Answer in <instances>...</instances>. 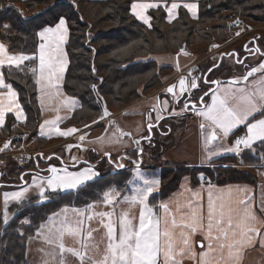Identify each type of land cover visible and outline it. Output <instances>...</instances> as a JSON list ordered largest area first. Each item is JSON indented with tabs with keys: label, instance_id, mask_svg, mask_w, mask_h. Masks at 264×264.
<instances>
[{
	"label": "trees",
	"instance_id": "1",
	"mask_svg": "<svg viewBox=\"0 0 264 264\" xmlns=\"http://www.w3.org/2000/svg\"><path fill=\"white\" fill-rule=\"evenodd\" d=\"M130 2L131 0H0V40L5 42L10 53L23 52L32 57L19 67H2L4 78L17 94L23 120L18 121L12 113H7L4 125L0 126V143L20 127L36 136L37 143L47 141L45 137L38 135L41 109L32 68L36 62L34 54L39 41L38 31L54 25L61 17L65 19L67 28L64 43L67 64L61 86L66 94L78 100V105L61 125L81 128H85L88 121H93L101 110L100 101L91 85L96 86L108 108L115 103L122 106L140 95V90L145 91L159 84L161 71L172 69L171 64L158 65L148 55L175 53L181 45L188 46L191 43L204 48L200 44L225 41L233 34L234 28L228 22L234 16L264 22V0H197L198 13L195 18L190 17L183 7H179L177 16L171 21L165 20V12L159 6L149 10L150 26L131 14ZM5 25H8L7 29ZM242 69L241 65L235 62L233 64L231 59L222 58L218 67L213 69L218 72L207 75L225 79L231 74H243ZM182 120L180 125L183 124ZM243 127L234 129L228 137L231 139L233 135L241 136ZM170 138L169 135L163 139L164 145H167L166 141ZM152 149L155 148L150 150ZM155 152H158L157 149ZM259 152L264 155V142L256 141L251 149L243 148L237 154H222L212 161L256 163L260 160ZM158 157L159 153L155 160ZM104 161L94 166L100 174L99 179L81 188L48 192V198L42 202H38L39 197L33 196L13 204L10 207L13 212L10 221L3 223L0 218V264H28L25 258L26 237L33 234L39 221L62 204H86L100 200L109 187H126V168L113 169ZM164 164L170 166L171 177L165 185L155 190L150 202V207L155 206L158 211L159 201L177 188L183 175L189 176L191 184L203 182L204 176L216 184L257 182L256 175L248 168L212 169L205 164L187 162ZM18 168L20 170L19 165ZM24 218L28 219L27 222L23 221Z\"/></svg>",
	"mask_w": 264,
	"mask_h": 264
},
{
	"label": "snow or ice",
	"instance_id": "2",
	"mask_svg": "<svg viewBox=\"0 0 264 264\" xmlns=\"http://www.w3.org/2000/svg\"><path fill=\"white\" fill-rule=\"evenodd\" d=\"M183 8L195 15L198 9L197 3H184ZM159 7L154 3H133L132 12L145 24H149L150 17L143 14V10L148 8ZM168 12L169 21L174 18L175 10L181 7L180 4L173 2L170 6L164 4ZM150 26V25H149ZM6 29L8 25L4 26ZM67 32L66 21L61 17L55 27H46L37 33L44 43L39 46V79L37 84L43 89L57 88V81L61 79L64 71L66 60H60L59 57H53L48 51L52 43L59 47V43L63 42ZM237 35H240L238 32ZM213 47H218L213 45ZM247 47V45L245 46ZM181 51H184L181 49ZM227 55H232L229 53ZM32 57L24 54H9L3 43H0V66L7 64L9 67H19L25 61L31 60ZM242 63L241 61H237ZM218 67V65H214ZM264 69V63L260 65ZM35 72V69L32 70ZM212 71V69H209ZM257 72L256 68H252L247 75L243 76V80H248L249 76ZM190 80L191 88L198 87L196 80ZM239 79L229 81L227 86H219V82L211 81L218 84L216 91L212 92V103L205 105L203 109L197 112V115L203 118L200 124L202 132L207 129L206 135L203 137L205 158L210 159L216 155V149L222 151H231L239 153L241 146L244 149L254 147L256 141L264 142V75L259 81L254 82V87L232 88L231 85L239 84ZM180 95L186 91V79L181 77L179 80ZM174 85L167 88V93H174ZM0 88H6L7 93L0 92V96L7 95L14 98L17 94L12 89L11 84L5 83L3 73L0 72ZM95 88V85H93ZM205 96L209 93H205ZM72 104L75 103L73 98H67ZM201 102L204 97H200ZM191 101L184 104V109H188ZM10 107H4L0 104V125L5 123V113L11 112L12 108L17 109V119L20 118L22 110L15 100H10ZM66 106H68L66 104ZM168 101H163V106L159 109L153 107V111L162 112L168 108ZM193 110L195 105L192 106ZM106 111V110H105ZM173 114L175 113L173 109ZM260 118L257 119L256 116ZM164 117L156 116L159 121ZM62 118L57 116L54 120H46L41 125V133L46 134L44 129L47 127L48 132L55 131L60 136H68L78 131L75 128H69L62 131L55 127ZM239 126L246 128V133L239 136L234 141V146L223 148L221 144H217L221 135L228 137L233 129ZM87 127V126H86ZM153 124H147V130L151 132ZM83 141L84 137L81 136ZM135 143L139 145V140ZM9 145L5 144V148ZM211 146V147H209ZM143 149H140L142 154ZM111 156L109 153H105ZM75 159V158H74ZM132 172L138 181L130 193H125V189H119L116 186L109 187L102 194L101 201L105 205H112V211H104L98 213L101 217V224L106 229V235L101 238L100 242L93 243V231H89L87 235L83 234V217L87 215L89 220L92 215L88 214V210L94 207L93 204L86 206V209H75V219H70L67 215L59 220L58 226L53 225L48 229L45 237L46 243L54 246L53 251L48 255L54 264H67L66 255L76 257L79 264H182V258L190 255L191 258L199 256V264H239L242 255V249L255 244L256 237H260L259 243L264 246V219L256 215L248 204V197L245 195L243 199H232V193L237 195L246 193V188L237 187L236 189H228L227 196L224 191L216 192L209 185V195L207 203V223L204 224V208L200 200L196 197L199 195L196 191H192L187 202L183 205L177 204L175 211L169 203H162L158 207L164 209V216L158 214L155 206L150 207V202L155 190L160 184L159 178L154 174H146L139 163L133 162ZM117 168H125L122 163L116 164ZM51 175L45 178V181L36 184L38 194L41 199H47L51 190L56 192L65 189H78L90 182L99 179L100 174L93 167H85L78 171H67L66 169L57 170L51 168ZM35 180V178H34ZM132 183V181H128ZM29 187L21 188L14 192H5V206L7 207L9 199L15 202L23 201L27 198ZM121 205H127V208H121L117 214L116 208ZM139 209L138 218L134 213V209ZM176 214H180V222L176 219ZM49 221H54L57 216H50ZM5 221H7V213H5ZM46 227L41 225V229ZM179 231V241L177 240V230ZM206 229V231H205ZM197 231H205V239L207 240V250L199 254L192 251L189 244V238ZM216 233L215 235L213 233ZM81 236L79 241L80 247H66L64 243L65 236L75 238ZM239 237L236 239V237ZM217 242L218 247H214L213 242ZM103 244V251L100 245ZM204 248L203 242L199 245ZM58 249V251H57ZM227 250V254H225ZM58 257V259H57ZM211 258V259H210ZM43 264H50L46 259Z\"/></svg>",
	"mask_w": 264,
	"mask_h": 264
},
{
	"label": "rangeland",
	"instance_id": "3",
	"mask_svg": "<svg viewBox=\"0 0 264 264\" xmlns=\"http://www.w3.org/2000/svg\"><path fill=\"white\" fill-rule=\"evenodd\" d=\"M237 17V16H234ZM239 17V16H238ZM233 18V17H232ZM243 23L248 24V28H235L230 25V21L228 22V25L232 28L233 34L226 39L225 41L221 42H213L209 45L200 44L204 48H198L195 45H188L186 46V49L184 51H181L180 47L176 50L175 53L171 52H163V53H152L148 55L149 58L154 59V61L158 64H172V69H167L164 71H161V78L160 83L156 84L145 91L140 90L141 94L137 97L131 99L128 103L117 106V104H113L111 108H108L105 104V101L99 92L95 88H93V85H91L92 89L94 90L95 96L99 99L100 104V113L96 118L92 121H88L85 128L78 127L80 129L78 136L79 137H73L77 138V140L74 143L76 144V148L68 146L73 142V138L68 141H63V143L58 142L53 137H56L58 134L55 133L53 130L52 132H48L47 127L44 129V132L46 133L47 141L37 143L29 142L26 145H24V148H32V147H41L44 148L42 150V153H46L49 151H57L61 154V157L65 164L62 162H59L57 160H51L50 169L56 168L57 170L66 169L67 171H78L85 167H93L94 170L98 172V170L93 166L89 165L85 162H80L76 166H68L66 164H72L76 162L78 159H85L89 162H93L94 158H99L102 154L108 152L111 156V160L119 155L121 152H128L131 150L132 147V139L137 137L138 134L142 133L145 129V112L147 111L146 108L153 106V94L159 89L167 88L169 83L174 82L175 78L177 77V73L183 69H187L186 71H194L195 69H198L199 67L201 70L199 71L200 74L202 71H204L210 64L216 60L219 52L221 50H226L229 48H232L234 45L239 44L249 36H252L255 32H262L264 33V22L263 21H248L241 17ZM244 24V26H245ZM245 29H248L245 31ZM42 29H40V32ZM240 33V35H237V33ZM39 36L38 41V49L34 56L36 57L35 65L33 66L32 70L35 69L34 76L35 80L39 79V46L41 43H44ZM62 43V42H61ZM59 43V47L55 43H52L51 48L48 49L53 50L56 52L55 54H51L52 56L62 57L60 60H66V51L64 48V44ZM213 45H217L218 47H213ZM206 46V47H205ZM250 62H253L251 66H249L243 74H231L229 77L225 79L218 78L216 79L217 82H219V86H227L229 85V81L239 79V84L231 85L232 88H239V87H254V82L259 81L261 79V76L264 75V69L260 68V65L264 63V56L255 55L251 58H249ZM191 62V63H190ZM189 63V64H188ZM194 65L190 68H188L191 64ZM188 64V65H186ZM182 65V69L177 70L174 69V67H179ZM66 66V64H65ZM64 66V67H65ZM197 67V68H196ZM252 68H256L257 72L253 73L252 76L248 77V80H243L242 77L247 75L248 72L251 71ZM176 72V73H175ZM198 72V73H199ZM63 74V73H62ZM176 76V77H175ZM100 78V77H99ZM181 76L179 77L180 80ZM101 79V78H100ZM60 79L56 82L58 87L57 88H49V89H43L41 85L37 84L38 89V101L39 106L41 108V124L46 120H54L57 116L63 117L64 114L68 113L70 109H72L75 105L77 106V98L75 97H69L73 98L75 100V103L72 104L70 100H67L65 94L62 92L59 82ZM218 88V84L212 89V91H216ZM160 92V91H159ZM212 103V92H209V95L204 99V106L201 109L205 107V105ZM66 104L68 106H66ZM74 107V108H75ZM174 108H171V111H173ZM106 110V111H105ZM146 110V111H145ZM175 110V109H174ZM199 110V111H200ZM72 112V111H71ZM196 111L192 116L185 118L180 117H170L167 119V121L174 126V130L171 133V138L166 141L167 145L162 150H160V160H152L149 159L147 153L142 154L144 158V164L140 165L142 169L145 171L146 174H154L155 177L159 178L160 184L158 185L157 189H159L162 185H165L167 181L171 177V170L170 166L167 164H164V162H174V163H180L183 161H189L190 164H194L196 161L201 160L203 161L205 158V151H204V142L203 137L207 133V129H205L203 132L200 128V124L203 122V118L197 115ZM257 119L260 118L259 115L256 116ZM183 119V120H182ZM182 120L183 124L180 125L181 122H178ZM98 123V124H97ZM40 124V125H41ZM97 124V125H96ZM55 127H58L57 125ZM59 128V127H58ZM24 129L27 133L29 132L28 129L24 127H20L19 130ZM41 129V128H40ZM63 130V127L60 128ZM234 130V129H233ZM232 130V131H233ZM18 131V130H17ZM246 133V128L243 127V131L241 132V136ZM230 134V133H229ZM12 134L8 135L6 139H4L0 143V170H4L8 173H15L19 170L18 165L21 163L23 165H27V162H23L20 159L19 153H2V152H8L12 146L10 143V136ZM83 136L84 140L81 141L80 137ZM68 142V143H67ZM8 143V147L5 148V144ZM217 144H221L223 148L227 149L234 146V142L232 143L231 139L229 137H223L221 135L220 139L217 141ZM211 147V146H209ZM7 150H5V149ZM241 149H243V146H241ZM217 154L212 156L209 162H207V165L209 168L212 165V169L214 168H225V167H241V168H248L249 171L251 170L257 177V179L263 180V176L260 174H256L250 167L241 166V164H251V163H238V161H222V162H213L212 159L215 156L221 155V154H229V153H235L231 151H222L220 149H216ZM21 154H30L29 152H20ZM259 157L263 155L261 152L258 153ZM75 158V159H74ZM21 160V162H20ZM261 161V158L259 162ZM105 162V161H104ZM240 162V161H239ZM257 163V162H256ZM129 164V163H128ZM219 164V165H218ZM134 167V164H129L126 168L127 173V181L125 189V193H130L131 190L135 187L136 183L138 181L136 180L132 168ZM114 169V168H113ZM247 169V170H248ZM11 171V172H10ZM50 174H38V173H26L24 174L23 183L21 184H10L6 183L8 180L6 176H2L0 178L1 182H4V184H0V218L3 223H7L10 221V219L13 216L12 210H10V207L18 202L12 201L9 199L7 207L5 206V199H4V193L5 192H14L18 191L21 188L29 187V193L26 199H29L33 196L39 197L38 189H36L35 185L39 184L43 181H45V178L50 176ZM186 177V175H183ZM182 176V177H183ZM181 177V178H182ZM189 177V176H188ZM35 178V180H34ZM180 178V181H181ZM128 181H132V183H128ZM179 181V182H180ZM67 190H74V189H65V190H58V191H67ZM107 190V189H106ZM47 192H52L51 190H47ZM46 199H39L38 202H42ZM101 201H92L86 204H77V205H67L62 204L59 206L56 210L50 212L47 214V216L39 221L38 225L34 229V232L32 235H28L25 239L26 244V260L28 264H43V262L48 259L50 261V264H54V262L51 261V257L48 255L53 251L52 245H49L46 243L45 237L48 234V229L50 227H53V225L58 226L59 220L63 219L65 215H67L70 219H75L74 211L75 209L84 210L86 209V206L89 204H93L94 207L90 210H88V214L92 215V219L89 220L87 218V215L83 217V234L87 235L89 231H93L94 234V241L93 243L100 242L101 238L106 235V229L101 224V217L98 215L100 212L104 211H112L113 206L112 205H105L102 202L97 203ZM121 208H127V205H121L120 207L116 208L117 214L121 210ZM5 213H7V221H5ZM134 213L136 217L138 218L139 215V209L135 208ZM54 214L57 216V219L54 221H49L50 216H54ZM27 218H24L23 221L27 222ZM45 224L46 227L41 229V225ZM2 231H0L1 234ZM81 240V236L77 235L75 238L70 236H65L64 243L66 247H80L79 241ZM101 251H103L104 245L101 244ZM58 251V249H57ZM66 255V254H65ZM67 256V255H66ZM58 259V257H57ZM70 255L67 258V260H70ZM75 259H77L75 257ZM77 264H79V261L77 259ZM67 264H73L67 261Z\"/></svg>",
	"mask_w": 264,
	"mask_h": 264
},
{
	"label": "flooded vegetation",
	"instance_id": "4",
	"mask_svg": "<svg viewBox=\"0 0 264 264\" xmlns=\"http://www.w3.org/2000/svg\"><path fill=\"white\" fill-rule=\"evenodd\" d=\"M246 45H247V47H245ZM233 51L237 52L236 58L233 55ZM220 52H223V55L221 56L218 64L221 62L222 58H229V59H231L233 64L235 62L236 64L241 65L243 67L242 71L245 72V70L249 66H251V64L253 63V62L249 61V58H251L255 55L264 56V33L255 32L252 36H249L248 38H246L245 40H243L239 44H236L232 48L226 49L224 51L221 50ZM220 52H219V54H220ZM228 52L232 53V55H227ZM219 54H218V56H219ZM218 56L212 64H210L204 71L201 72V74L199 72L201 70L200 67L198 69L194 70L195 71V77L194 78H199L196 80V82L198 84L197 88H195V89L191 88L190 82L186 79L187 91L183 95H180V86L174 90L175 95L167 93L166 90L169 86H173V85L178 86L180 76H177L174 80V83L173 82L169 83V85H167L168 86L167 88H162L161 90L159 89L160 92L159 91L155 92L152 95L153 101H154L153 106L146 108L147 111L145 110L146 111L145 117H144L145 129L143 130L142 133L138 134L137 137L132 139L131 150H129L128 152H126V151L121 152L119 155L115 156L111 160L112 161L111 163H110L109 159H107L106 157H104L100 161L105 160L106 161L105 163H107V166L109 165L110 167H112L114 169H121V168L116 167L117 163L124 164L125 168H127L129 164H133L134 161L139 163L140 165H143L144 164V158H145L142 155L143 153L144 154L147 153V155L149 153V155H148L149 159L154 158V160H155V157H157L158 153H159V157L157 158V160L158 159L160 160V150H162L164 147H166L163 143V139L169 135L171 136V133L174 130V126H176V125L169 123L167 121V119L170 117L172 118V117H176V116L180 117V118L181 117L185 118L186 116L190 117L196 111L200 110V108H202V107H199V103H200L198 101L199 97L202 95V97H204V99H205L207 96H205L203 94L212 85L211 80L218 79V78L212 77L210 75L209 76L207 75L210 72H218L216 70H213L215 68L214 65L217 62ZM238 60L241 61L242 63H238L237 62ZM210 67H212L211 68L212 71L208 70ZM206 71L208 72L206 74L207 78L205 77V79H204L203 75ZM165 100L168 101V105H169L165 111L157 112V111L152 110L154 106L157 109L161 108L163 106V101H165ZM189 101H191L189 108L184 109V104L188 103ZM203 103H204V100H203ZM193 105H195L194 110L192 108ZM171 108H174L175 113H179V115L173 114V111H171ZM165 114H169V115L163 116ZM157 115H161L164 118L159 120L156 125H153L151 132H149L147 130L146 124L149 122L154 123L156 121ZM180 121H178V122H180ZM149 133H151V134H149ZM136 140H139V142H140L139 145H137L135 143ZM149 146H150V148H149ZM151 148L157 149L158 152H155V149L150 150ZM140 149H143L142 154L140 153ZM37 157H38V155H37ZM46 157H49V158L47 160H45ZM60 157H61V154L58 153L57 151H49V152L44 153L41 157L40 156L38 157V166H39V168H42V170L40 172L30 171V173L50 174L48 171V168H50L51 160L54 159V160L59 161ZM117 157H118V159H117ZM97 159H98V157L95 158L93 160V162ZM31 161H32V163H30ZM19 166H20V170L18 171L17 174H15V173L11 174V173H8L4 170H0L1 171L0 178H2V176H6V178L8 180L6 183L20 182V180H21L20 174L22 172H23V174H22V180H23L24 174L28 173V172H24V171L34 169L33 156L31 158V160L29 162H27V165H23L20 163Z\"/></svg>",
	"mask_w": 264,
	"mask_h": 264
},
{
	"label": "crops",
	"instance_id": "5",
	"mask_svg": "<svg viewBox=\"0 0 264 264\" xmlns=\"http://www.w3.org/2000/svg\"><path fill=\"white\" fill-rule=\"evenodd\" d=\"M173 2L180 4L181 7H183L182 5L184 3H197L198 4L197 0H131L130 5H129V10H130L131 14L134 15L132 12V9H131V6L133 3H154V4H158L160 7L163 8V10L165 12V20L169 21L168 12H167L166 8L164 7V4L166 3L170 6ZM155 8H157V7H155ZM150 9H154V8H148V9L143 10V14L145 16L150 17V15H149ZM178 9L175 10L174 18L177 16ZM185 10L187 11L188 15L192 18H195L197 16L198 9L196 10L195 15L193 13L189 12L187 9H185ZM134 17L136 19H138L139 21H141L142 23H144L143 20L139 19L136 15H134ZM58 21L54 25L47 26V27H55V25L58 23ZM149 23H150V20H149ZM146 25H149V24H146ZM44 28H46V27H44ZM44 28H42V30ZM39 32H40V30L38 31V33ZM66 37H67V32L65 34L63 42L61 43L62 46L65 43ZM38 38H39V36H38ZM0 43H3L6 47L5 42L0 40ZM6 49H7V47H6ZM37 49H38V46H37ZM50 53L52 55L53 54L56 55V52L53 50H50ZM9 54H14V53L9 52ZM53 57H57V56H53ZM60 58H62V57H60ZM66 64H67V59H66ZM165 64H168V63H165ZM188 64H186V65H188ZM186 65L174 67V69H176V72H177V70L182 69L183 66H186ZM3 66H7V64H5ZM3 66H0V72H2ZM65 69H66V66L64 67V71H63L62 77L59 81L60 82L59 85H61V83H62V78H63L64 72H65ZM5 83L10 84L8 81H6V79H5ZM36 87H37V84H36ZM178 87H179V84H178V86L174 87V90L177 89ZM60 88L62 90V86H60ZM0 92L7 93V89L6 88H0ZM62 92L65 94L66 98L73 97V96L66 94L63 90H62ZM37 97H38V89H37ZM10 100H15V102L18 103L16 96L14 98H9L7 95L0 96V104H3V106L6 108L11 106ZM38 103H39V101H38ZM77 105H78V102H77ZM74 107H75V105H74ZM74 107L72 109H70V111H68V113L64 114L63 117H61L62 119L57 124V126L59 128L63 127L61 125V122L71 113V111L74 109ZM7 113H12L14 115V117L17 119V114H16L17 109L15 107L12 108L11 112H6L5 116ZM17 120L18 121L23 120V112L21 113L20 118ZM40 124H41V121H40ZM0 126H2V125H0ZM69 128H75L78 131L73 132L68 136L57 135L56 137H53L54 139H52V140H56L58 142L63 143V141L69 142L73 137H79L78 134H79V131L81 128L79 129L76 126H65V127H63L62 131H66ZM38 135L42 136V137H47L46 134L41 133L40 125L38 128ZM74 140L76 141L77 138H73V140H72L73 142H70L71 144L68 146L76 148L77 143H74L75 142ZM218 156H220V155H218ZM218 156H215L213 158H216ZM209 161L210 160H208V159H204L203 161L198 160L194 164L202 165V164H207V162H209ZM183 162H186V161H183ZM187 163H191V162L187 161ZM209 185H211L212 190H214L216 192L224 191L226 196H227V190L228 189H236L237 187L246 188V190H247L246 193H241V194L237 195L235 192H233L232 193V199L233 200L243 199V198H245V195H246L248 197L249 207H251L253 209V211L256 213V215L258 217H260L261 219H264V178H263V180L257 179V182L255 184H252L249 182H228V183H224V184H216V183H211V182H200L197 184H191L189 177L186 175V177L183 176L181 178V181L179 182L177 188H175L167 196H165L164 198H162L159 201V205L162 203H169L172 206L173 211H175V206L177 204H180V205L185 204L187 202V200L189 199L191 192L194 190L197 193H199V195L196 197V199L200 200L202 205H203V208H204V224L206 225V223H207V211L206 210H207L208 195H209V190H210ZM158 214L160 216H164L165 215L164 209L159 208ZM176 219L178 222H180V219H181L180 214H176ZM179 231L180 230L178 229L177 230V240L178 241H179ZM205 231H206V229H205ZM205 231H197L194 235H191L189 238V244L191 245L192 251L197 253V254H199L202 251L207 250V243L208 242L205 239ZM213 234L215 235L216 233L214 232ZM238 238L239 237L237 236L236 239H238ZM259 240H260V237H256L257 242L255 244L249 245V246L242 249V255L239 259V264H264V246H261V244L259 243ZM201 242L204 243V245H205L204 248H201L199 246ZM213 245H214V247H218V244L215 241L213 242ZM225 254H227V250H225ZM66 255H67L66 260L69 257V255L71 258L70 260H67V261H69L70 263H73V264L78 263L77 259H75V257L71 256V254H66ZM182 264H199V256L197 255V257L194 259V258H191L190 255H186L182 258ZM213 264H214V261H213Z\"/></svg>",
	"mask_w": 264,
	"mask_h": 264
},
{
	"label": "built area",
	"instance_id": "6",
	"mask_svg": "<svg viewBox=\"0 0 264 264\" xmlns=\"http://www.w3.org/2000/svg\"><path fill=\"white\" fill-rule=\"evenodd\" d=\"M244 24L245 23H243L242 19H240L239 17H233L230 20V25L232 27H235V28H241V29H243L245 27L248 28V26H247L248 24H245V26H244ZM247 30L248 29H245V31H247ZM180 49L185 50L186 46L181 45ZM193 65H194V63L191 64L188 68L192 67ZM186 70L187 69H183V70L179 71L176 75L184 77L185 79H187L190 82V80L195 77V71L190 72L189 70L188 71H186ZM239 136L240 135H233L231 137L232 143ZM9 138H10L9 144L12 147L9 148L10 150L8 152H2V153H8V154L19 153L20 159L23 162H29L34 154H36L38 152H42V150H44V148H41V147H32V148H27V149L24 148V145H26L27 143L36 141V136L28 134L24 129L16 131ZM5 150H7V149H5ZM20 152H29L30 154H25V153L21 154ZM260 158H261L260 162L251 163V164H241V166L250 167L256 174H260L264 177V155H261ZM21 160H20V162H21ZM210 167L212 168L213 166L211 165ZM202 180H203V182H210V180L207 176H204L202 178Z\"/></svg>",
	"mask_w": 264,
	"mask_h": 264
},
{
	"label": "water",
	"instance_id": "7",
	"mask_svg": "<svg viewBox=\"0 0 264 264\" xmlns=\"http://www.w3.org/2000/svg\"><path fill=\"white\" fill-rule=\"evenodd\" d=\"M254 40V39H253ZM230 52H228L227 54H229ZM223 55V52H220V54H219V56H218V59H217V62H216V64L215 65H217L218 64V62L220 61V58H221V56ZM233 55H234V57L236 58V56H237V52L236 51H233ZM213 67V66H212ZM212 67H210L209 69H211ZM208 69V70H209ZM207 70V71H208ZM205 72L204 73V75H203V78L205 79V77H206V74L208 73V72ZM211 81H217L216 79H213V80H211ZM216 86V83H212V85L205 91V93H209L210 92V90H212L214 87ZM204 93V94H205ZM203 94V95H204ZM200 97H202V95L200 96ZM200 97H199V107H203L204 106V103H203V101L201 102V100H200ZM167 115H169V114H165V115H163V116H167ZM158 123V121L156 120L154 123H152L153 125H156ZM148 124V123H147ZM147 124H146V127H147ZM149 134H151V133H149ZM106 153H108V152H106ZM37 155H38V157L40 156H42L43 155V153L42 152H38V153H36V154H34L33 155V161H34V169H32V170H26V171H24V172H30V171H33V172H40L41 170H42V168H39V166H38V157H37ZM104 157H106L107 159H109V156H106L105 155V153L104 154H102L97 160H95L94 162H89V161H87V160H85V159H78L76 162H74V163H72V164H66V165H68V166H76L78 163H82V162H85V163H87V164H89V165H93V166H95L101 159H103ZM49 157H46L45 158V160H47ZM117 159H118V157H117ZM116 159V160H117ZM59 161L60 162H62L63 164H65L64 163V161H63V159H62V157H60V159H59ZM48 171H49V173L51 172L50 171V168H48ZM22 174H23V172L20 174V177H21V180H20V182H17V183H14V182H10V184H21V183H23L24 181L22 180ZM0 175H1V171H0ZM4 184V182H1L0 181V184Z\"/></svg>",
	"mask_w": 264,
	"mask_h": 264
}]
</instances>
